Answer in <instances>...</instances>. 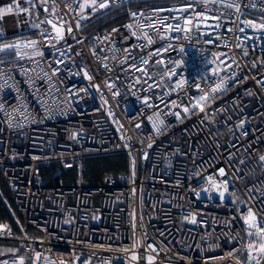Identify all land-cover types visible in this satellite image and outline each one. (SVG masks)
<instances>
[{"label":"built area","instance_id":"2783aa9c","mask_svg":"<svg viewBox=\"0 0 264 264\" xmlns=\"http://www.w3.org/2000/svg\"><path fill=\"white\" fill-rule=\"evenodd\" d=\"M134 1L0 9V178L23 215L0 264H264V29L245 23L264 0ZM113 153L127 170L87 183Z\"/></svg>","mask_w":264,"mask_h":264},{"label":"trees","instance_id":"16d2710c","mask_svg":"<svg viewBox=\"0 0 264 264\" xmlns=\"http://www.w3.org/2000/svg\"><path fill=\"white\" fill-rule=\"evenodd\" d=\"M36 5L39 6L37 0H34ZM13 0H0V9L11 4ZM155 0H135L130 3L128 8L137 7L143 3H152ZM126 8L113 9L106 14L99 16L93 24H97L103 19H109L103 27H111L120 22L128 19L129 15L124 12ZM119 12H124L115 17ZM84 180L90 184L98 183L102 176L105 174L117 175L127 170V158L124 154L113 153L104 155H92L84 160ZM46 174L48 172H45ZM48 175V174H47ZM63 182H74L76 180V173L74 170L69 169L64 172L63 176L59 178ZM15 220L21 222L23 215L17 207L12 192L8 188L6 182L0 178V225L8 223L10 229L16 234L21 235L18 230V225ZM19 252L15 249L13 243L0 241V257L7 255H17Z\"/></svg>","mask_w":264,"mask_h":264},{"label":"snow or ice","instance_id":"6c2138e0","mask_svg":"<svg viewBox=\"0 0 264 264\" xmlns=\"http://www.w3.org/2000/svg\"><path fill=\"white\" fill-rule=\"evenodd\" d=\"M107 6H108L107 3H103V4H100V5H99L100 8H105V7H107ZM231 6H232V5H229V7H231ZM6 11H7V12H11V11H12V8L9 7L8 9H6ZM132 15L135 16L136 13H132ZM49 23H51V21H49ZM245 23H247L250 27L264 29V23L254 24L252 21H246ZM78 26H79V25H78ZM53 27H55V25H53ZM128 27H131V25H129ZM176 30L179 31V28H177ZM113 31H117V30H116V29H113ZM241 31H243V29H241ZM69 32H71V29H70V28H69ZM149 42H151V41H149ZM33 43H35V42H33ZM30 46H31V45H30ZM5 47H13V46H12V45H6ZM145 63H146V61H145ZM105 67H107V65H105ZM85 75H87V73H85ZM89 78H90V77H89ZM258 83H264V82H262V81H258ZM223 87H224V85H223V83H221L220 85H218L217 88L212 89V91H213V92H216V91L222 89ZM197 88H199L198 85H197ZM202 99H204V100L209 99L208 94H205V96L202 97ZM173 106L175 107L176 105L174 104ZM193 109H194V105H193V106H190V107H185V108L183 109V111H184L185 113H188V112L192 111ZM201 110H203V109H201ZM176 115L178 116L179 114L176 113ZM161 123H163V122L161 121ZM157 131H159V129H157ZM73 138H75V137H73ZM149 147H151V145H149ZM260 160H261V161H264V156H261V157H260ZM219 174H220L221 176H225V175H226L224 169H220V170H219ZM226 184H227V182L225 181V189H224V191H221V192H220V196H221V197H223V196H224V192L227 191ZM249 215L252 216L253 219H255V217L253 216V214H252L251 212H249ZM191 222H192V223H195V217H194V216L192 217ZM250 235H251V233H250ZM258 235H260L262 238H264V228L258 229ZM249 248L251 249V248H252V245H249ZM259 251H260V252H264V243H261V244H260V246H259ZM228 255H231V253H229ZM21 264H23V260H21ZM62 264H63V262H62ZM257 264H258V262H257Z\"/></svg>","mask_w":264,"mask_h":264}]
</instances>
